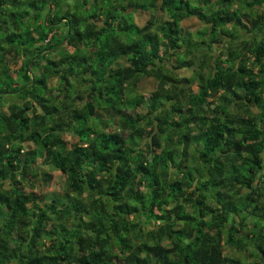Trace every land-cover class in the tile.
Returning <instances> with one entry per match:
<instances>
[{
	"label": "trees",
	"instance_id": "16d2710c",
	"mask_svg": "<svg viewBox=\"0 0 264 264\" xmlns=\"http://www.w3.org/2000/svg\"><path fill=\"white\" fill-rule=\"evenodd\" d=\"M262 5L0 0V264H247L222 240L264 264ZM43 164L49 200L21 183Z\"/></svg>",
	"mask_w": 264,
	"mask_h": 264
},
{
	"label": "rangeland",
	"instance_id": "374dc122",
	"mask_svg": "<svg viewBox=\"0 0 264 264\" xmlns=\"http://www.w3.org/2000/svg\"><path fill=\"white\" fill-rule=\"evenodd\" d=\"M262 7H264V5H262ZM237 8H238V12L241 13L240 20H242V22H244L246 25H249V23H250L249 16H247V15L245 16V15L242 14V12L244 10H246V8L241 7V6L240 7L238 6ZM127 9H129V8H127ZM257 11H259V10L256 9L255 12H257ZM148 14H149V12L147 14L145 13L144 15L142 14V16H140V17L136 16L134 18V21L137 24H142L146 20V18L148 17ZM155 14L157 16L160 15L159 12H156ZM229 24H230V22H227L225 24V27H229ZM180 25H181V28L183 30H188L190 32H195L198 28L201 27L202 23L197 18H195L194 16L189 15V16L183 18L180 21ZM202 31H203V29L199 30L200 33ZM247 35L253 36L254 34L250 33V34H247ZM223 44H225V42L224 41H220V42L215 43V46L216 47H221ZM124 60L125 59H123V58H119L118 59L119 62H122ZM263 61H264V59H263ZM11 68L14 69L15 65L11 64ZM181 73L184 74V75H189L190 71L188 69H186V70L181 71ZM13 74L14 73H12V75ZM55 82H56L55 79H49V81H47V85L52 86V85L55 84ZM154 85H155V81H154V79L151 76H143L137 82L135 90L137 92H139V93H144L145 94V93L149 92L154 87ZM2 86H3V84L0 83V87H2ZM12 96L14 97V96H16V94L15 93H13V94H10V93L2 94L1 103H0V108L1 109H5L6 108L7 102H9L11 100H14ZM137 109L143 111L141 105H139L137 107ZM251 110L255 111V109L253 107H251ZM96 115H98L99 117L101 116V117H110L111 118V123H110V125H108L106 127L105 130H112L115 127V121H116V118H117V112L116 111H114V110L106 111V110H103V109H96ZM64 135H65V139H66L67 144L70 141L73 140L72 139L73 137H71L68 133H64ZM40 167L47 172V174L49 175V178L47 180H43V179L40 178V176H37V178H35L33 183L30 184V185H29V183H26L24 180H21V183H22V186H23V190L26 193L33 192L34 194L42 195L43 196V198H42L43 200H49L51 195L63 194L64 193V188H65V183H64L63 179L61 178L60 173L58 171L54 170L53 168H51L50 166L45 165V164L40 165ZM174 176L175 175L173 174L172 177H174ZM243 190H245V189L243 188L241 191H243ZM85 196H86V193L82 192L81 198L83 200L86 198ZM262 199L264 201V196L262 197ZM245 221H247V219H243V222H245ZM249 221H251V220H249ZM70 222H71V220H68L67 224L69 225ZM153 225H154V223L151 222L150 224H145V227L146 228H150ZM241 244H244V240H243V242H241ZM221 246H222V253L223 254H229L230 253V254H232L234 256L239 257L240 260L246 262L247 264H259L257 262L258 259L252 257L253 255L251 256L249 254L250 252H252L249 249V245L244 244L241 247L238 246L237 248L236 247L234 248L233 246H228L222 240ZM261 262H264V259Z\"/></svg>",
	"mask_w": 264,
	"mask_h": 264
}]
</instances>
